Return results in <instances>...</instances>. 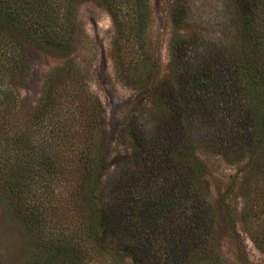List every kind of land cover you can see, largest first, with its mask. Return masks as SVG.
Here are the masks:
<instances>
[{"label": "trees", "instance_id": "1", "mask_svg": "<svg viewBox=\"0 0 264 264\" xmlns=\"http://www.w3.org/2000/svg\"><path fill=\"white\" fill-rule=\"evenodd\" d=\"M88 1L0 0V202L5 201L22 229L33 230L37 252L28 264H120L124 259L145 264L135 258L140 253L136 246L126 244L120 225L122 199L133 186L108 205L100 203L102 110L74 70L49 72L33 117L24 122L18 117L21 95L16 84L25 85L30 71L22 42L57 57L70 56L84 32L78 6ZM95 1L107 7L115 22V49L127 84L140 90L151 81V103L163 114L181 116L186 107L193 115L215 112L226 138L217 153L233 163L246 160L240 189L243 216L252 221L244 231L264 252V0H231L235 31L201 60L190 54L193 35H173L165 74L147 64L148 1ZM64 90L68 95L63 98ZM168 155L182 173L187 210L197 204L202 215L203 235L187 249L184 264L196 259L229 264L219 253L218 241L225 233L219 216L222 202L219 197L209 202L204 163L190 144ZM144 200L153 204L152 216L161 217L173 206L174 196ZM69 207L74 229L67 220Z\"/></svg>", "mask_w": 264, "mask_h": 264}, {"label": "rangeland", "instance_id": "2", "mask_svg": "<svg viewBox=\"0 0 264 264\" xmlns=\"http://www.w3.org/2000/svg\"><path fill=\"white\" fill-rule=\"evenodd\" d=\"M147 1L145 49L150 57L147 64L150 69L157 65L163 74L170 62L168 45L173 35H193L190 54L201 60L219 42L231 39L235 31L236 6L231 0ZM78 16L84 32L66 58L22 42L30 71L25 85L16 84L21 95L20 122L33 117L42 82L49 72L56 68L74 70L87 94L99 101L102 110L105 142L100 203L108 205L133 186L122 199L125 212L120 225L126 244H134L140 252L135 256L137 261L184 264L187 249L201 240L200 209L194 204L196 209L187 210L181 190L182 173L168 155L169 150L179 151L190 144L205 165L209 202L218 197L222 202L219 216L225 233L218 241L221 257L229 264H264V252L244 231L252 221L243 216L244 198L240 189L246 160L233 163L217 153L226 138H222L215 112L193 115L186 107L181 116L160 113L150 100L151 81L138 90L121 77L115 49L116 25L107 7L89 0L78 6ZM175 20L179 25L174 24ZM67 95L65 90L61 93L63 98ZM154 195L174 196L173 206L161 217H153L150 213L153 204L144 200V196ZM4 202H0V264H28L37 252L36 237L32 229H22L17 224ZM68 209L71 212V207ZM71 215L72 212L67 220L71 222L69 228L74 229L77 226ZM120 264L134 263L124 259ZM194 264L213 263L196 259Z\"/></svg>", "mask_w": 264, "mask_h": 264}]
</instances>
